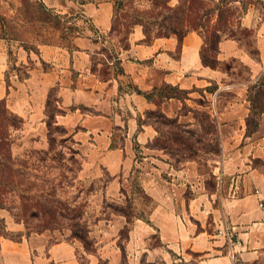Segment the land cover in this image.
I'll return each mask as SVG.
<instances>
[{"label":"rangeland","instance_id":"obj_1","mask_svg":"<svg viewBox=\"0 0 264 264\" xmlns=\"http://www.w3.org/2000/svg\"><path fill=\"white\" fill-rule=\"evenodd\" d=\"M182 1L168 0L167 5L175 6ZM120 2L121 4L116 3V0H0V242L4 239H28L33 248L73 239L79 243L78 256L85 263L86 246L95 252L100 242L98 232L118 228V247L115 244L113 247L118 253L121 251L122 264H125L128 263L125 247L129 230L127 221H149L154 210V200L146 192L145 185L154 179V175L160 184H168L165 181L168 172L161 170L160 166L158 170L154 169V162L144 157L157 154L164 156L171 163L172 176L177 178L175 173L180 170V177L186 183H192L188 179L197 178L208 189H215L218 183L225 185L231 182L233 175L228 173L236 166L237 161L242 162V153L246 156V171L264 168V72L250 79L248 66L238 58L216 61V45L208 44L203 53L210 64L226 73L225 83H235V88L245 89V96L240 98L245 99L239 114L243 120L239 127H242L238 128L231 121L236 119L237 114L225 109V105L233 98L231 90L219 92L214 108L209 109L203 90L214 91V83L188 90L164 83L149 89L146 92L152 105L138 113L137 130L148 125L151 136H148L147 141H138L135 135L130 139L133 162L124 171V177L123 173L112 176L94 157L89 160L92 146L79 144L76 137L72 136L74 129L63 126L68 129V133L62 135L54 131L52 124L51 132L48 131L47 123H51L49 113L57 110L55 100L58 96L55 87L48 90L43 109L32 110L27 116L16 111L18 100L27 99L24 84L30 68L37 66L47 70L50 67L48 63L38 60L40 47L72 48L76 38L85 36L96 46L95 53L91 56L92 69L103 75L116 74L123 71L119 58L126 54L125 50L130 48L138 33H142V38L138 41L150 43L155 38L150 42L145 39L153 38L159 28L164 31L160 24L152 26L148 23L154 12L165 11L163 6L158 5L153 10V0ZM249 6L255 11L256 24L248 30H236V36L240 39L242 48L257 58L260 51L256 41V28L264 19V0ZM92 14L96 15L98 22L95 23ZM140 19L150 28L148 37L144 34L143 26L136 23ZM168 37L178 38L175 35ZM179 51L178 46L171 52V56L178 57ZM243 83L246 84L245 87L238 85ZM166 85L175 88L169 89ZM121 88L137 91L136 86L130 82H123ZM160 88L163 92H158ZM192 90L195 91L194 97L188 94ZM167 93L191 98L184 101L180 110L188 115L189 122H179L177 117L166 114L169 121L149 114L159 108L162 110L161 103L165 98L161 95ZM48 95L49 109L46 107ZM4 107L21 119L18 128L8 126ZM127 114L123 117L126 118ZM112 131L111 146L122 145L126 128L118 127ZM68 137L72 141L65 140ZM50 139L54 159L46 167L45 163L40 164L35 160V155L49 147ZM234 152L236 156L233 157ZM10 157L28 166L35 161L38 169L21 165H15L12 169L7 164ZM239 173L236 172L235 175ZM191 192L192 189L188 187L186 197ZM218 201L217 198V204ZM110 220L111 227L106 228L105 225ZM82 224L88 226V234ZM39 234L42 235L38 236ZM85 234L88 238L84 245L75 236ZM148 244H159L157 234L150 236ZM98 264H105V261L100 259Z\"/></svg>","mask_w":264,"mask_h":264},{"label":"crops","instance_id":"obj_2","mask_svg":"<svg viewBox=\"0 0 264 264\" xmlns=\"http://www.w3.org/2000/svg\"><path fill=\"white\" fill-rule=\"evenodd\" d=\"M250 7L241 17L242 25L247 28L256 24L255 11ZM91 16L95 23L98 22L96 15ZM140 38L142 33H138L130 48L125 50L126 54L119 58L123 71L116 74L103 75L92 69L91 56L96 46L85 36L76 38L72 48L40 47L38 60L50 67L47 70L37 66L30 68L24 84L27 99L18 100L16 111L27 116L32 110L43 109L48 90L55 87L60 106L65 109L63 114L57 115V123L74 129L73 135L79 144L92 146L89 160L94 157L112 176L123 173L122 177L133 162L130 139L135 135L138 141H147L150 135L148 125L137 130L138 113L152 105L143 94L123 90V82H130L141 91L164 83L186 90L214 83V91L203 90L209 109L214 108L219 92L231 90L233 98L225 109L237 114L231 121L238 128L242 127H239L243 123L239 114L245 99L240 98L245 96V89L235 88V83H225V72L202 63L203 39L199 33L190 31L181 42L174 37H158L150 43H141ZM256 41L260 52L254 58L238 40L224 37L218 44L217 59L238 58L248 66L251 79L264 72V19L256 28ZM178 46L179 55L174 58L171 52ZM238 85L245 87L246 84ZM188 94L194 97L195 91ZM187 100L191 98H165L161 108L166 115L177 117L179 122H189L188 115L180 112ZM86 108L92 110H82ZM118 127L126 128V136L122 145L111 146L112 129ZM242 157V162L237 161L227 172L233 175L231 182L218 183L215 189H208L197 178L188 179L192 183H186L180 177V170L175 173L177 178L172 176L171 163L164 156L144 157L154 162V169L160 166L168 172L165 176L168 184H160L154 175L145 185L146 192L154 200V210L149 221L127 222L128 263L125 264H264V168L246 171L244 153ZM236 172L240 173L235 175ZM188 187L192 192L186 197ZM111 223L112 220L108 221L106 228L111 227ZM118 230L99 231L100 242L95 252H86L85 263L78 256L80 245L73 239L33 248L28 239H4L0 242L2 264H98L100 259L105 264H122L121 251L118 253L115 249ZM154 234L159 244L150 246L148 241Z\"/></svg>","mask_w":264,"mask_h":264},{"label":"trees","instance_id":"obj_3","mask_svg":"<svg viewBox=\"0 0 264 264\" xmlns=\"http://www.w3.org/2000/svg\"><path fill=\"white\" fill-rule=\"evenodd\" d=\"M153 10L154 8L159 6H163L165 11L157 10L150 16V21H148L149 24L152 26L154 24H160L161 29L158 26V32L154 35L153 38H146V42H150L152 39L157 37H168L171 35H175L178 38V41L181 42L182 38L190 31H196L199 33L203 39V44L200 52L202 63L206 66H210L215 68L216 66L214 64H210L205 57V54L203 53V50L206 46L209 45H216V50L218 52V44L220 40L224 37L226 38H233L236 40H240L236 36V30L244 29L248 30L247 27H244L241 23V17L242 15L247 11L249 5L255 4L256 2L262 3V0H183L182 2L178 3L175 6H169L167 5L168 0H153ZM120 3V0H116V3ZM234 4V5H233ZM237 4V5H236ZM121 7V6H120ZM159 17H161V20H159ZM136 23H139L143 26V31L146 37H148V33L150 32L149 26L142 21V19L137 20ZM185 27V29L183 28ZM212 48V46H211ZM216 61L217 56L215 57ZM166 88L173 89L175 88L172 85H166ZM157 90V89H154ZM163 92V89H158V92ZM138 93L144 94V96L149 100V94L146 91H141L137 89ZM165 92V91H164ZM164 98H170V97H176L181 98L180 95L177 93H167L161 95ZM57 104V110L55 112L49 113V117L51 118V123H47L48 131L51 132L52 124H54V131L59 132L60 134L64 135L68 133V129L63 127L62 125H59L57 123L56 117L57 115L63 114L65 112V109H63L60 106L59 99L56 97L55 100ZM46 107L49 109L50 107V97L48 95V99L46 102ZM6 122L9 127L18 128L21 119L12 113L9 109L4 107L3 109ZM149 114L155 115V117L164 118L167 121L170 120L165 113L159 108L154 111H150ZM176 122V121H175ZM73 136V134H72ZM8 137V136H7ZM9 139V138H8ZM0 140H2V137H0ZM65 140H71L72 138L68 137ZM8 144V142H7ZM53 151V143L50 139V145L49 147L44 150L37 152L35 155V160L40 163L44 164V166L47 167V163L54 159L52 156ZM69 159H72L69 158ZM7 164L9 167L14 169L15 165H21L25 168L35 169L37 170V164L36 162L30 163V166L18 163L12 157L7 159ZM130 222L129 220L127 221ZM84 227V230H86V234L89 233L88 226L86 224H82ZM76 235L75 238H77L79 241H81L84 245L87 244V235ZM87 252H94L87 248Z\"/></svg>","mask_w":264,"mask_h":264},{"label":"built area","instance_id":"obj_4","mask_svg":"<svg viewBox=\"0 0 264 264\" xmlns=\"http://www.w3.org/2000/svg\"><path fill=\"white\" fill-rule=\"evenodd\" d=\"M262 205V204H261Z\"/></svg>","mask_w":264,"mask_h":264}]
</instances>
